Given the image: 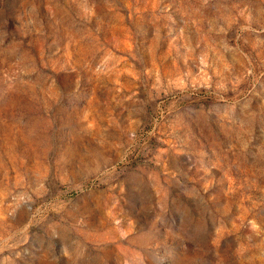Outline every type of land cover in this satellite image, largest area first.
Returning a JSON list of instances; mask_svg holds the SVG:
<instances>
[{
  "label": "rangeland",
  "instance_id": "rangeland-1",
  "mask_svg": "<svg viewBox=\"0 0 264 264\" xmlns=\"http://www.w3.org/2000/svg\"><path fill=\"white\" fill-rule=\"evenodd\" d=\"M0 264H264V0H0Z\"/></svg>",
  "mask_w": 264,
  "mask_h": 264
}]
</instances>
